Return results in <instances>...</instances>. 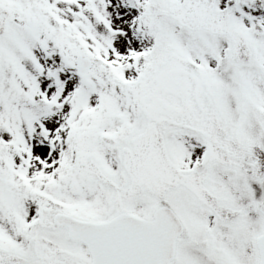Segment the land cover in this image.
<instances>
[{
	"label": "snow or ice",
	"instance_id": "6c2138e0",
	"mask_svg": "<svg viewBox=\"0 0 264 264\" xmlns=\"http://www.w3.org/2000/svg\"><path fill=\"white\" fill-rule=\"evenodd\" d=\"M0 264H264V0H0Z\"/></svg>",
	"mask_w": 264,
	"mask_h": 264
}]
</instances>
